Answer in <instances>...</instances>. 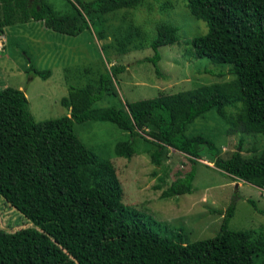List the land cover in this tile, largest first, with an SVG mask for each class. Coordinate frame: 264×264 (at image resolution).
Listing matches in <instances>:
<instances>
[{"label": "trees", "instance_id": "obj_1", "mask_svg": "<svg viewBox=\"0 0 264 264\" xmlns=\"http://www.w3.org/2000/svg\"><path fill=\"white\" fill-rule=\"evenodd\" d=\"M147 1L69 0L74 11L60 15L49 0H0V34L4 26L34 20L75 36L90 26L92 13L136 8ZM187 7L209 26L192 40L195 56L231 64L233 80L96 108L95 102L118 94L113 78L126 66L114 65L96 83L70 87L61 101L70 115L41 121L33 116L24 90H0V196L34 223L15 232L0 229V264H264V229L255 233L229 227L234 202L217 235L192 243L184 242L182 233L165 237L131 215L116 167L88 148L74 129L75 121L115 124L128 133L115 152L129 159L138 153L135 137L142 131L155 144L150 151L155 165L162 164L167 146L190 155L191 169L166 189V179L159 178L154 187L163 198L191 193L195 164L204 157L213 158L224 173L264 189V150L245 156L240 141L239 149L222 157L206 136L187 134L197 118L216 110L241 131L264 135V0H187ZM178 31L173 23L157 24L151 42L155 54L145 60L158 74V49L176 43ZM99 34L104 37L103 30ZM127 43L123 40L119 50L129 51ZM33 70L45 79L52 74L50 69ZM233 107L239 110L229 114L227 108Z\"/></svg>", "mask_w": 264, "mask_h": 264}, {"label": "rangeland", "instance_id": "obj_2", "mask_svg": "<svg viewBox=\"0 0 264 264\" xmlns=\"http://www.w3.org/2000/svg\"><path fill=\"white\" fill-rule=\"evenodd\" d=\"M49 2L60 15L74 11L69 0ZM1 7L2 2L0 22ZM88 22L90 26L75 36L47 28L42 21L4 26L0 34L3 44L0 90L7 86L24 90L37 121L70 115V108L61 102L69 95L70 87L96 83L114 65L126 66L125 71L113 78L118 94L106 95L94 103L96 108L122 107L127 102L154 98L163 91L175 93L235 78L230 72L231 64L195 56L192 40L206 34L209 26L191 13L187 0H148L136 8L92 13ZM160 22L173 23L179 31L176 43L158 49L161 71L158 74L154 64L145 58L155 54L151 42L157 36ZM101 30L103 38H99ZM123 40H127L129 48L125 53L119 50ZM34 68L50 69L52 74L45 79L36 76ZM238 110L239 107L227 108L229 114ZM239 128L213 110L197 118L187 134L206 136L222 157H229L239 149L240 141L245 156L264 150V135ZM74 129L88 148L111 160L123 187V203L131 215L135 214L155 232L165 237L182 233L186 243L214 237L233 202L235 212L229 224L232 230L256 233L264 229V189L224 173L213 158L198 159L191 193L163 198L162 190L154 187L159 178L166 179V189L179 173L191 169L190 155L167 146L162 164L155 165L150 155L155 144L149 143L147 140L152 137L142 131L135 137L138 153L129 159L115 152L116 144L128 138V133L115 124L102 120L75 121ZM33 226L31 220L0 196V229L15 232Z\"/></svg>", "mask_w": 264, "mask_h": 264}, {"label": "built area", "instance_id": "obj_3", "mask_svg": "<svg viewBox=\"0 0 264 264\" xmlns=\"http://www.w3.org/2000/svg\"><path fill=\"white\" fill-rule=\"evenodd\" d=\"M2 46H3V44L0 43V51L2 50Z\"/></svg>", "mask_w": 264, "mask_h": 264}, {"label": "bare ground", "instance_id": "obj_4", "mask_svg": "<svg viewBox=\"0 0 264 264\" xmlns=\"http://www.w3.org/2000/svg\"><path fill=\"white\" fill-rule=\"evenodd\" d=\"M2 48H3V46H2Z\"/></svg>", "mask_w": 264, "mask_h": 264}]
</instances>
